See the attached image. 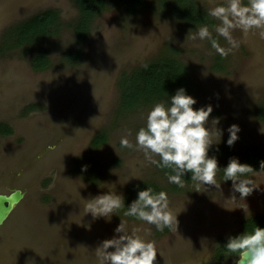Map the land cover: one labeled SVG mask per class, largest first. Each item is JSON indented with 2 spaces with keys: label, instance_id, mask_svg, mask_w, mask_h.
I'll return each mask as SVG.
<instances>
[{
  "label": "rangeland",
  "instance_id": "rangeland-1",
  "mask_svg": "<svg viewBox=\"0 0 264 264\" xmlns=\"http://www.w3.org/2000/svg\"><path fill=\"white\" fill-rule=\"evenodd\" d=\"M146 1L137 13L127 14L112 0L79 42L73 32L78 16L73 0H0V47L14 26L36 13L53 8L60 18L50 36L20 46L9 43L0 50V124L11 129L0 134V193L24 191L0 226V264H96L95 249L118 235L114 229L120 222L154 242V264H209L216 239L236 233L246 217L264 213V167L245 175L255 189L243 200L233 182L224 181L222 171L236 155L217 152L228 148L240 153L252 145L264 149V122L252 109L264 103V29L233 30L238 47L221 56L209 40L192 39L205 24H183L170 6L158 8L154 0ZM194 1L207 11L214 6L210 0ZM219 23L213 18V24L206 25L227 50L229 43L215 32ZM171 49L193 81V107L210 104L206 127L223 130L219 144L208 152L217 159L219 187L192 180L183 187L169 183L151 162L159 157L146 155L136 145L147 112L162 99L130 110L118 108L121 75ZM75 50L77 56L68 58ZM39 53L50 62L44 70L31 66ZM213 118H219L218 125L212 124ZM232 124L240 128L239 139L229 147L226 129ZM102 131L107 140L94 147L92 140ZM122 138L132 146H122ZM91 164L97 166L92 184L82 171ZM139 180L162 187L172 210L184 204L177 226L173 222L157 234L154 225L116 211L95 220L82 212L88 199L111 191L113 185L123 194Z\"/></svg>",
  "mask_w": 264,
  "mask_h": 264
},
{
  "label": "clouds",
  "instance_id": "clouds-1",
  "mask_svg": "<svg viewBox=\"0 0 264 264\" xmlns=\"http://www.w3.org/2000/svg\"><path fill=\"white\" fill-rule=\"evenodd\" d=\"M210 2L214 6L209 9L208 15L220 21L215 32L225 38L230 48L226 50L220 47L206 24L196 30L192 39L209 40L221 56H226L231 48L238 47V42L232 37L233 30L240 29L247 33L264 29V0H247V3L244 0ZM261 34L264 35V32ZM166 97L147 112L144 126L136 132V145L146 155L154 154L159 157L151 162L157 168L170 170L166 172L169 183L183 187L184 176L190 173V179L200 186H217V159L209 156L208 152L211 146L219 144L223 130L215 127L210 130L206 127L213 111L212 106L209 104L194 108L197 100L184 87L176 89L173 95ZM212 124L218 125L219 118H213ZM226 131L228 138L225 143L231 147L239 139L240 128L232 124ZM260 131L264 133V130ZM214 139H218V142L214 143ZM121 144L124 147L132 146L127 138H122ZM260 166H264V161ZM84 170L86 166L82 168ZM222 171L224 181L233 182V188L240 193V199L244 200L255 189L252 181L245 178V173L253 171L252 167L241 164L238 158H231ZM121 208L125 209V216L154 225L158 231H163L165 227H171L173 222L177 226L176 217L184 210V204L178 211H174L169 206L166 192H156L153 188L146 187L138 190L136 198L125 207L123 195L118 194L113 185L111 191L88 199L82 212L84 215L90 213L95 220L101 217L110 218L115 210ZM114 233L118 235L102 241L95 249L96 264H154L157 256L155 244L141 235L139 229L129 232L125 224L120 222ZM225 248L229 253L244 255L247 264H264V228L255 227L250 233L243 232L236 237H230Z\"/></svg>",
  "mask_w": 264,
  "mask_h": 264
},
{
  "label": "trees",
  "instance_id": "trees-1",
  "mask_svg": "<svg viewBox=\"0 0 264 264\" xmlns=\"http://www.w3.org/2000/svg\"><path fill=\"white\" fill-rule=\"evenodd\" d=\"M78 10V16L73 24L74 38L81 42L91 30V22L95 16L102 13L108 5L118 4L123 8L127 14H135L147 3L146 0H73ZM155 6L158 8H168L170 6V12L173 13L178 20L186 25L197 24H213V18L208 15V11L203 9L194 0H154ZM170 4V5H168ZM60 23L59 13L56 9L50 8L36 13L27 19L19 22L12 29L13 38L10 36L6 39V43H3L0 50H2L6 44L11 46H20L25 43H30L35 39L48 37L52 34V31ZM4 46V47H3ZM78 51H70L68 58H75ZM219 59V58H218ZM50 62L46 54L39 53L32 58L31 66L36 70H44L49 66ZM143 65H147L145 68ZM120 80V103L118 108L133 109L140 104L153 102L154 99H166V95H173L176 89L184 87L188 94L193 89V81L187 71V67L183 61H181L175 50H168L164 54H160L157 57L145 62L144 64L136 67L129 75L122 74ZM33 107L30 106V109ZM253 114L256 119L264 122V103L254 106ZM11 129L7 125L0 124V134H10ZM107 140L105 131L98 133L92 140L94 147L100 146ZM219 154L227 155L230 157L238 158L241 164H247L254 170H260L264 166H260L264 161V149L252 145L246 148L243 152L236 153L230 149H217ZM88 165V164H87ZM86 166L87 175L90 176L89 181L94 183L96 180L97 166L91 164ZM75 171H80L76 165H73ZM160 173L166 175V172L170 170L160 169ZM81 172V171H80ZM251 172V171H250ZM249 173V172H248ZM248 173H245L248 174ZM191 174L186 173L184 176L185 181H190ZM146 187L153 188L154 191H163L162 187L151 180H139L129 185L123 192L124 206L127 207L137 195L138 190H142ZM116 213L124 215V208L115 210ZM125 216V215H124ZM130 219L133 217L125 216ZM137 220V219H136ZM255 227L264 228V213L255 214L243 219L239 228L233 235L229 237H219L216 239L213 254L209 264H224L227 260H233L232 264L239 258L240 254L229 253L225 245L230 237H236L243 232L250 233ZM168 227H165L166 231ZM163 230V231H164ZM155 229V232H159Z\"/></svg>",
  "mask_w": 264,
  "mask_h": 264
},
{
  "label": "water",
  "instance_id": "water-1",
  "mask_svg": "<svg viewBox=\"0 0 264 264\" xmlns=\"http://www.w3.org/2000/svg\"><path fill=\"white\" fill-rule=\"evenodd\" d=\"M23 196L24 191L18 188L13 189L7 194L0 193V226L4 224ZM233 264H247V259L244 255L240 254L239 258Z\"/></svg>",
  "mask_w": 264,
  "mask_h": 264
}]
</instances>
